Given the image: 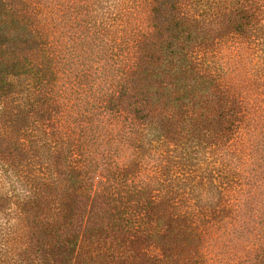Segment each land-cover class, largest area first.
Listing matches in <instances>:
<instances>
[{
	"label": "trees",
	"instance_id": "obj_1",
	"mask_svg": "<svg viewBox=\"0 0 264 264\" xmlns=\"http://www.w3.org/2000/svg\"><path fill=\"white\" fill-rule=\"evenodd\" d=\"M0 264H264V0H0Z\"/></svg>",
	"mask_w": 264,
	"mask_h": 264
}]
</instances>
